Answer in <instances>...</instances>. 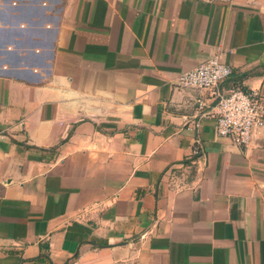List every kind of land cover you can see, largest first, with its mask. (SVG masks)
I'll use <instances>...</instances> for the list:
<instances>
[{
    "label": "crops",
    "instance_id": "crops-1",
    "mask_svg": "<svg viewBox=\"0 0 264 264\" xmlns=\"http://www.w3.org/2000/svg\"><path fill=\"white\" fill-rule=\"evenodd\" d=\"M217 54L216 90L177 84ZM236 86L264 95V0H0V264H264V127L216 129Z\"/></svg>",
    "mask_w": 264,
    "mask_h": 264
},
{
    "label": "built area",
    "instance_id": "built-area-1",
    "mask_svg": "<svg viewBox=\"0 0 264 264\" xmlns=\"http://www.w3.org/2000/svg\"><path fill=\"white\" fill-rule=\"evenodd\" d=\"M232 74L233 68L217 54L183 71L178 76L177 84L191 89L216 90ZM215 93L218 134L230 137L237 145L248 146L256 137V131L264 127V95L258 89L248 91L241 86L232 88L228 93ZM202 151V142L196 139L192 156L199 157ZM182 168L184 173L186 168ZM166 175L168 184L175 191L187 188L188 185L179 180V171L168 169Z\"/></svg>",
    "mask_w": 264,
    "mask_h": 264
}]
</instances>
